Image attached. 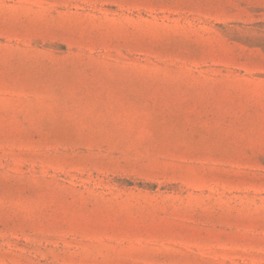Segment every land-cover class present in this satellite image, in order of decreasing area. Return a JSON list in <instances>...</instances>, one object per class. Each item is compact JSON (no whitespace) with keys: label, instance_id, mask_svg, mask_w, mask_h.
Segmentation results:
<instances>
[{"label":"rangeland","instance_id":"1","mask_svg":"<svg viewBox=\"0 0 264 264\" xmlns=\"http://www.w3.org/2000/svg\"><path fill=\"white\" fill-rule=\"evenodd\" d=\"M0 264H264V0H0Z\"/></svg>","mask_w":264,"mask_h":264}]
</instances>
